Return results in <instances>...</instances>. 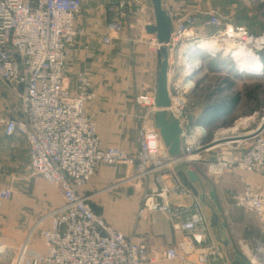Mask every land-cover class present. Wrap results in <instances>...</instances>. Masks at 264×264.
<instances>
[{"label":"built area","instance_id":"1","mask_svg":"<svg viewBox=\"0 0 264 264\" xmlns=\"http://www.w3.org/2000/svg\"><path fill=\"white\" fill-rule=\"evenodd\" d=\"M81 5V0H0V83L18 98L21 114L20 119H0V124L6 137L19 135L26 139L28 170L57 188L63 198V205L40 222L49 221V227L40 231L46 252L33 251L27 241L19 248L13 264L154 262L144 243L114 229L94 212L82 194L100 165L125 166L133 169L137 178L158 175L159 191L145 195L138 216L143 219L160 213L170 220L183 218L177 225L182 241L164 251V262L210 264L222 257L209 244V227L199 198L173 167L207 162L205 157L209 154H217L214 162L206 163L209 175L221 176L227 171L239 178L243 188L234 197L235 205L253 214L264 231V189L240 177L241 172H264V115L256 129L246 134L249 139L215 150L209 147L217 141L205 145V129L192 127L188 118V96L195 88L191 73L202 67L194 59L196 48L203 41H215L220 50H215L214 56L218 52L229 56L242 74L241 60L232 51L245 48L251 56L249 61L244 58L246 64L257 65L264 53V34L254 35L213 10L197 11L172 22L166 44L170 54L168 112L182 128L184 157L170 161L155 127L154 117L158 112L155 89H148L136 98L138 109L145 110L137 116L139 151L130 154L117 147L102 146L98 125L87 112V106L96 100L89 75L77 74L74 91L65 77L72 48L80 34L76 18ZM143 6L144 0H111L108 10L113 20L107 25L103 43L111 45L114 36L126 29L131 31L132 16L144 13ZM149 25L152 24L143 25L144 31ZM151 38L153 50L159 52L156 38ZM245 76L257 77L262 73ZM3 174L0 169V177ZM167 177L171 179L170 185L166 183ZM13 195L10 188L0 189V207ZM245 252L247 264H264V242L255 243Z\"/></svg>","mask_w":264,"mask_h":264},{"label":"crops","instance_id":"2","mask_svg":"<svg viewBox=\"0 0 264 264\" xmlns=\"http://www.w3.org/2000/svg\"><path fill=\"white\" fill-rule=\"evenodd\" d=\"M210 1L163 0V9L173 22L197 11L212 10ZM81 2L76 18L80 34L65 69L66 81L74 91L77 74L85 72L89 75L96 100L87 106V112L98 125L102 146L137 153L140 126L137 116L144 114L145 110L138 109L136 98L148 89H155L160 54L153 50L152 38L140 26L141 20L133 23L131 31L126 29L114 36L111 45L104 44L102 39L106 35L107 25L113 20L108 10L111 0ZM212 3L219 6L215 0ZM143 9V19H147L144 24H154L151 0H144ZM250 10V6L242 0H232L233 16L246 14ZM216 11L222 14L220 8ZM221 17L224 18L223 15ZM226 20L235 23L230 18ZM7 110L0 112V119L9 115L20 119V112L18 115L13 112L9 114L10 108ZM28 167L26 139L19 135L8 138L1 127L0 169L7 176L0 180V189L10 188L14 195L0 207V261L7 255L11 259L10 264L27 241L33 251L46 252L40 231L49 227V221L40 222L63 205L60 191L41 177L32 175ZM178 167L174 166L175 173L201 202L209 227V244L215 246L222 256L218 261L222 264H247L246 249L257 242H264V231L253 214L235 205L234 197L243 188L239 178L232 176V179L215 186L203 169L191 164ZM189 173L194 175L196 183L190 181ZM240 177L246 183L264 189V172H241ZM165 180L171 184L170 177ZM158 191V175H151L145 184L136 177L133 169L100 165L82 194L88 198L94 212L114 229L146 245L154 261L150 264H166L162 261V254L182 241L177 225L183 218L170 220L160 213L143 219L138 216L145 195ZM42 225L45 227L40 228Z\"/></svg>","mask_w":264,"mask_h":264},{"label":"rangeland","instance_id":"3","mask_svg":"<svg viewBox=\"0 0 264 264\" xmlns=\"http://www.w3.org/2000/svg\"><path fill=\"white\" fill-rule=\"evenodd\" d=\"M212 1L213 0L210 1L212 10L217 13L218 11L216 10L220 8V12L222 13L221 15H223L224 18L228 17L233 20L236 26L246 28L253 34H264V0H242L250 6L251 10L246 14L238 16L232 15V0H215L216 5H219L218 7L214 6ZM219 2L221 4H219ZM134 12H136V10L133 8L132 13ZM137 15L138 16H132L131 23H137L138 20H141L140 26H143V24L147 22V19H143L145 17L144 14L140 13ZM194 59L200 61L202 63V67L196 70V75H194L195 88L193 92L188 96V118L189 123L192 127L193 125L199 126V120H201L205 109L208 108L211 103H217L218 101L223 100V98L225 97L232 98V96L236 94L241 95V101L237 109L227 120L220 122L219 125H215L209 130L205 129L206 136L204 138V144H211L217 141L215 144L226 146V143L228 144L231 142L228 140L229 138L246 136L247 133L255 130L258 122L264 115V109L258 111L254 119L252 116H254L255 114H251V111L255 108H259L260 106H264V72L262 76L257 77L245 76L247 73L246 71H242V74H239L236 65L233 64V60L230 61L231 59L229 58V56L224 57V55L222 54L214 56L209 55L203 51H196L194 52ZM219 90H224L225 94L223 96H216L211 99L210 97L212 96V94L218 92ZM251 92L253 94L255 93V95H253V98L249 97V94ZM8 107L10 108L9 114H12L13 112V114L16 113L18 115V113L20 112V103L18 101V98L14 94H12L9 89H7L0 83V112L2 113V111L4 110H6L7 112ZM10 116L11 115L3 119L11 118ZM246 119L252 120L248 121L245 125H241L242 122H244ZM237 126L238 128H236ZM1 127L2 125L0 124V128ZM235 129H237L236 132H234ZM225 139L227 140L225 141ZM241 141L242 140H239V142ZM215 155L217 156V154L215 153L207 155L205 157L206 161L214 162ZM207 162H199L191 165L203 169L208 180L211 183H214L215 186H219L226 179H232V173H229L227 171L221 176L209 175L206 165ZM182 165L188 164H179V167ZM6 176L7 174L4 173L3 176L0 177V180H3ZM138 179L142 180L145 184L149 181V177H142ZM43 226L45 227V225H42L40 228H44ZM10 260V257L6 255L0 261V264H10ZM165 263L177 264L170 262ZM213 264H222V262L216 261Z\"/></svg>","mask_w":264,"mask_h":264},{"label":"water","instance_id":"4","mask_svg":"<svg viewBox=\"0 0 264 264\" xmlns=\"http://www.w3.org/2000/svg\"><path fill=\"white\" fill-rule=\"evenodd\" d=\"M151 3L155 21L154 24L147 26L145 31L148 35L154 36L160 46V65L155 87V104L158 112L155 114L154 122L156 129L160 132L164 146L168 150L170 161H176L184 157V154L181 152L182 128L178 121L171 119L168 112L171 108L169 94L170 54L166 44L170 39L173 23L171 17L163 9V0H151ZM191 75H196V71ZM249 138L250 136H237L228 140L238 141ZM188 177L192 183H196V178L192 173H189Z\"/></svg>","mask_w":264,"mask_h":264},{"label":"trees","instance_id":"5","mask_svg":"<svg viewBox=\"0 0 264 264\" xmlns=\"http://www.w3.org/2000/svg\"><path fill=\"white\" fill-rule=\"evenodd\" d=\"M254 35H257V34H254ZM262 60L264 64V53L262 54ZM224 94H225L224 90H219L218 92L213 93L210 98L212 99L213 97H216V96H223ZM253 95H255V93L253 94L251 92L249 94V97L253 98ZM230 98L225 97L223 98V100L218 101L217 103H211L210 106L205 109L201 117V120H199L198 124L203 126L206 130H209L210 128H213L215 125H219L220 122L227 120L237 109L241 101V95L236 94L232 96L231 99ZM262 109H264V106L255 108L254 110L251 111V114H256L258 111Z\"/></svg>","mask_w":264,"mask_h":264},{"label":"bare ground","instance_id":"6","mask_svg":"<svg viewBox=\"0 0 264 264\" xmlns=\"http://www.w3.org/2000/svg\"><path fill=\"white\" fill-rule=\"evenodd\" d=\"M218 48H219V46H218V44L215 41H213V40H207V41H203L198 46V48H196V50L197 51H201V52L203 51V52H205V53H207L209 55H210V53H212L214 55V53H216L215 50H220ZM232 52H233V54H234L235 57H237L239 60H241V61H239V63L242 64V66H241L243 68L242 71H246L249 74L256 73V72H259V73H262L263 74V72H264V65H263L262 60H260L257 65H255V64L248 65V64H246V62L251 59V56L248 55V51L245 48H243V47L237 48V49L233 50ZM219 54H221V53L218 52L217 55H219ZM222 55H224V57H227V55H225V54H222ZM244 58H249V59L247 61H244ZM251 120L252 119H248V120L246 119L244 122H242L241 125H245L248 121H251ZM236 128H238V126ZM236 131H237V129H235L234 132H236ZM233 142H235V143H228V144H226V146L240 143L239 141H233ZM214 144H212L209 147L211 150H215V149H218V148H221V147L225 146V145H220V144H215V145Z\"/></svg>","mask_w":264,"mask_h":264}]
</instances>
